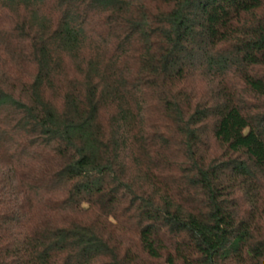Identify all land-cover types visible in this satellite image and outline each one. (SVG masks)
<instances>
[{
	"label": "trees",
	"instance_id": "obj_1",
	"mask_svg": "<svg viewBox=\"0 0 264 264\" xmlns=\"http://www.w3.org/2000/svg\"><path fill=\"white\" fill-rule=\"evenodd\" d=\"M0 264H264V0H0Z\"/></svg>",
	"mask_w": 264,
	"mask_h": 264
}]
</instances>
